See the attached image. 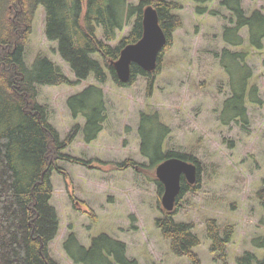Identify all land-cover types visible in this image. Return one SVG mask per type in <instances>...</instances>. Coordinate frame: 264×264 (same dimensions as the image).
Here are the masks:
<instances>
[{
  "label": "rangeland",
  "instance_id": "374dc122",
  "mask_svg": "<svg viewBox=\"0 0 264 264\" xmlns=\"http://www.w3.org/2000/svg\"><path fill=\"white\" fill-rule=\"evenodd\" d=\"M141 0H128L138 4ZM184 7L178 11L184 25L174 33L173 44L165 51L162 72L148 94V80L139 76L129 86H119L112 78L98 82L93 75L79 84L37 85L38 101L45 106L50 122L64 140L74 125L83 126V115L75 118L68 98L92 84L105 92L107 119L104 129L93 142H85L82 130L64 152L82 162L59 160L60 173L54 171L52 204L57 208L60 230L50 243V254L60 264H75L64 249V241L73 230L85 246L93 237L108 233L128 245V255L140 264H192L187 256H177L155 224L162 215L158 196L156 168H148L141 153L140 113L159 111L172 131L166 149L193 153L202 162L201 186L182 198L176 220L194 222L201 244L195 248L201 264H224L210 251L206 232L208 218L222 226L231 224L235 235L229 244V264L246 251L256 255L254 264L264 261V207L257 198L264 179V49L258 51L248 42V28L242 47L227 44L224 28L230 25L231 11L221 0L208 4L218 14L199 15L193 0H178ZM248 14L255 9L264 12V0H242ZM132 22L119 31L117 45L128 35ZM46 11L40 6L26 44L25 61L32 66L38 54L56 62L73 81L76 75L58 51V41L46 35ZM99 38L105 39L101 28ZM228 47L247 51V63L254 76L251 85L260 89L262 103L248 99V129L241 122L224 124L221 119L224 100L231 95L229 76L217 53ZM134 159L142 166L117 169L113 163ZM86 163V164H85ZM162 197V196H161ZM161 202V203H160ZM97 215V221L89 215Z\"/></svg>",
  "mask_w": 264,
  "mask_h": 264
},
{
  "label": "trees",
  "instance_id": "16d2710c",
  "mask_svg": "<svg viewBox=\"0 0 264 264\" xmlns=\"http://www.w3.org/2000/svg\"><path fill=\"white\" fill-rule=\"evenodd\" d=\"M193 1L197 14H218L208 6L213 0ZM41 5L46 11V35L49 40L58 41V51L75 73V81L44 54H38L32 66L25 61L26 44ZM148 5L157 10L168 42L159 54L155 70L148 71L132 63L130 80L122 82L115 62L126 46L143 37L144 9ZM221 6L231 11V24L225 26L223 32L225 42L234 47L244 46L246 38L241 31L248 28L249 45L263 51L264 12L255 9L248 14L242 0H221ZM183 7L184 2L178 0H141L138 4L128 0H0V264H60L50 254V243L60 230L59 213L51 202L54 194L52 176L54 171H61L59 160L84 161L64 150L81 130L85 142L96 140L107 119L104 89L92 84L68 98L73 117L83 115L86 122L83 126L74 125L62 140L49 120L46 107L38 101L37 85H76L93 75L102 84L112 78L124 87L143 76L148 80L150 95L162 72L164 53L173 44L176 30L184 25L183 17L178 13ZM132 20L129 34L113 45L111 42L117 40L119 31ZM98 28L106 40L99 38ZM217 56L229 76L231 89V95L224 100L221 119L224 124L241 122L248 129V99L254 103L263 102L258 85H251L254 71L247 63L249 53L225 47ZM171 131L159 111L140 113L141 153L149 162L148 168L154 169L173 156L198 166L197 182L190 184L183 177L175 210L169 212L162 207V215L156 217L155 224L175 255L187 256L192 264H201L195 248L202 241L194 231L195 223L178 221L175 217L183 196L200 189L202 162L193 153L166 149ZM113 164L120 170L129 167L139 170L142 166L134 159ZM153 180L161 199L164 185L157 177ZM257 198L264 207V179ZM88 213L94 221L98 220L96 214ZM206 232L211 241V253L217 260L229 264V244L235 235V227L231 224L222 226L216 218L210 217L206 221ZM63 246L75 264H140L138 259L128 255L125 241L108 233L93 237L91 245L85 246L72 230ZM255 261L256 255L250 251L237 258L238 264H254Z\"/></svg>",
  "mask_w": 264,
  "mask_h": 264
},
{
  "label": "water",
  "instance_id": "95a60500",
  "mask_svg": "<svg viewBox=\"0 0 264 264\" xmlns=\"http://www.w3.org/2000/svg\"><path fill=\"white\" fill-rule=\"evenodd\" d=\"M167 42L168 38L160 24L157 10L153 5H148L144 9L143 37L137 43L126 46L115 62L120 80H130L132 63H137L148 71L155 70L159 54ZM156 177L164 185L162 206L166 211L172 212L182 189V178L185 177L188 183L195 184L198 180V166L182 157H169L156 166Z\"/></svg>",
  "mask_w": 264,
  "mask_h": 264
}]
</instances>
